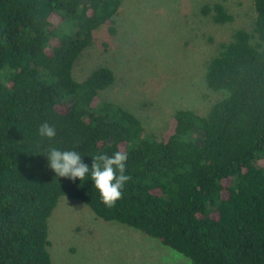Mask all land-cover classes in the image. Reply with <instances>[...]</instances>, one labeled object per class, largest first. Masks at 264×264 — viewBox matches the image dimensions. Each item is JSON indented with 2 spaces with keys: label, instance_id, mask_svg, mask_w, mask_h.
Returning <instances> with one entry per match:
<instances>
[{
  "label": "trees",
  "instance_id": "trees-1",
  "mask_svg": "<svg viewBox=\"0 0 264 264\" xmlns=\"http://www.w3.org/2000/svg\"><path fill=\"white\" fill-rule=\"evenodd\" d=\"M122 4L0 0V264H53L47 220L64 196L190 264H264V0H253L251 30H236L205 66L207 88L226 96L205 115L176 111L160 139L98 101L115 81L109 67L73 76L98 30L115 36ZM201 13L234 20L222 2ZM45 122L53 140L38 134ZM50 147L77 151L89 169L98 154L127 152L122 198L108 208L90 178L56 177Z\"/></svg>",
  "mask_w": 264,
  "mask_h": 264
},
{
  "label": "rangeland",
  "instance_id": "rangeland-1",
  "mask_svg": "<svg viewBox=\"0 0 264 264\" xmlns=\"http://www.w3.org/2000/svg\"><path fill=\"white\" fill-rule=\"evenodd\" d=\"M222 2L233 22L216 24L201 13ZM253 0H123L115 36L105 28L75 61L73 76L84 79L109 67L113 85L99 102H114L160 139L181 109L205 115L226 94L207 88L205 66L238 29L251 30ZM53 264H190L183 256L141 232L98 220L83 202L61 197L47 220Z\"/></svg>",
  "mask_w": 264,
  "mask_h": 264
},
{
  "label": "clouds",
  "instance_id": "clouds-1",
  "mask_svg": "<svg viewBox=\"0 0 264 264\" xmlns=\"http://www.w3.org/2000/svg\"><path fill=\"white\" fill-rule=\"evenodd\" d=\"M39 136L53 140L56 136V128L47 122L38 128ZM48 167L56 177L80 180L86 178L93 181V187L98 191L101 202L108 208L115 206L122 198L123 188L131 180L126 174L127 152L117 151L112 156L98 154L92 158L91 169L82 162V155L74 150H59L54 147L48 149ZM90 172V177H89Z\"/></svg>",
  "mask_w": 264,
  "mask_h": 264
}]
</instances>
